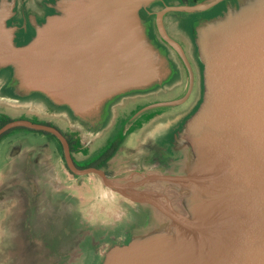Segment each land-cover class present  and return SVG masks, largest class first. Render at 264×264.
<instances>
[{
	"label": "water",
	"instance_id": "95a60500",
	"mask_svg": "<svg viewBox=\"0 0 264 264\" xmlns=\"http://www.w3.org/2000/svg\"><path fill=\"white\" fill-rule=\"evenodd\" d=\"M155 1L54 0L51 11L19 37L9 22L14 1L0 0V72L8 78L7 103L9 92L17 105L35 96L93 125L105 122L120 96L169 84L175 67L139 16ZM171 10L183 9L167 6L157 12L155 24L181 58L189 84L182 95L147 109L178 106L191 90L190 65L162 26L163 13ZM193 38L201 97L173 136L182 170L160 172L159 165L112 178L100 168L77 169L65 155L75 175L99 178L103 203L87 207L83 214L91 219L81 222L76 209L88 197L72 190L66 199L58 195L55 204H46L44 216L54 220L27 223L31 227L24 230L22 202L33 203L18 195L17 185L22 180L30 191L32 184L28 171L12 170L23 167L24 155H6V170L0 171L4 264H71L87 237L90 244L103 243L100 264H264V0H238L195 26ZM14 126L54 133L68 154L65 139L53 128L20 119L0 133ZM39 156L46 162L42 167L57 168L47 160L51 155ZM49 183L66 185L53 174ZM105 204L124 210L109 214ZM117 225L121 236L113 232Z\"/></svg>",
	"mask_w": 264,
	"mask_h": 264
},
{
	"label": "flooded vegetation",
	"instance_id": "af4514ba",
	"mask_svg": "<svg viewBox=\"0 0 264 264\" xmlns=\"http://www.w3.org/2000/svg\"><path fill=\"white\" fill-rule=\"evenodd\" d=\"M13 1L9 22L15 27V33H19L20 37L21 32L30 33L33 23L41 20L51 11V4L54 0ZM237 3L238 0H156L139 12L152 42L165 54L171 65L180 70V76L176 77L179 80L175 79L173 82L176 91L169 98L173 99L182 95L188 88L189 76L178 53L160 36L155 19L157 12L167 6L183 9L164 12L161 19L166 35L180 46L193 75L190 93L186 100L178 105L182 106L188 103L185 112L179 114V117L182 118L181 124L193 111L201 97V66L196 57L193 41L194 28L205 20L224 13L228 7ZM192 7L194 9H191ZM169 25L172 33L169 30ZM7 81V75L0 72V129L11 121L24 119L53 128L63 136L68 146V154H66L62 142L54 133L30 126H14L0 133V155H24L23 167L18 169L16 167L12 170L28 171L32 184L30 191L26 190L27 185L22 180L17 185L18 195L31 199L33 203V206L30 207L23 206L22 202V214L26 216L22 217L25 223L22 225L24 230H28L31 225L33 226V223L54 220L56 218L54 216H44L46 204H55L54 202L58 201L57 197L59 196L66 199L67 194L72 190H78L88 197L84 206L76 209L81 222H87L88 218L91 219L88 215H84L83 211H88L87 207L93 205L96 207L98 203H103L102 191L104 188L99 178L96 175H75L68 167L65 155H69L71 162L77 169L100 168L112 178H120L130 173H146L155 170L159 165L161 166V169L158 168L160 172L167 171L168 167L174 168V171L177 172L182 170L180 163L182 153L173 142V136L179 127L173 131L171 140L168 142L165 141L161 144L156 140L153 145L156 146L157 150L154 151L149 148L147 143L150 140L146 141L145 138L138 145L142 147L138 153H136V146L132 147L126 143L131 133L137 127L142 128V125L146 123V121L142 122L139 119L142 114L149 110L147 106L152 103L146 99V95H150V92H135L120 96L109 106L105 122L92 125L79 122L72 116H65L62 118L63 122L61 123L63 125H61L57 119L60 117L58 113L56 114L57 108L46 102H41L38 106L33 107L36 110L30 114L10 115L7 113V98L3 95V92L7 90ZM169 84L167 83L161 89L168 87ZM36 134L43 137L44 141L35 146L36 151L32 148L24 150L23 146L26 145L27 136ZM48 146L57 148V151L54 152L53 150L52 152L48 149L43 151ZM30 155H36V157L32 158ZM39 155H51L47 159L50 162L53 161L52 155H59L58 160H54L57 168L42 167V164L46 162H40ZM132 155H140L137 166L135 165L136 162L131 160ZM149 155L154 156L149 159ZM163 155L166 156L163 157ZM0 162L3 165V169L0 168V171H5L6 159L0 157ZM52 174L59 176L66 185L58 186L49 183V177ZM31 177L37 180L38 185L33 184ZM85 180H88L87 186L84 184ZM66 182L70 183L67 184ZM111 201L118 204L116 199L111 198ZM127 212L131 214L128 207ZM67 220L70 219L66 218ZM27 223L31 225H26ZM125 233L124 230L123 234Z\"/></svg>",
	"mask_w": 264,
	"mask_h": 264
},
{
	"label": "rangeland",
	"instance_id": "374dc122",
	"mask_svg": "<svg viewBox=\"0 0 264 264\" xmlns=\"http://www.w3.org/2000/svg\"><path fill=\"white\" fill-rule=\"evenodd\" d=\"M169 30L172 33L170 25H169ZM175 71H176V75L175 77L173 76L168 87L163 88V89L159 87L160 89L151 90V92L149 93L150 95H146V99L150 100L152 103L158 102V101L169 100V98H171L176 91V89H174L173 87V82L175 81V79L179 80L176 77L180 76V70L175 67ZM14 102H17V101L13 100V96L9 92L7 113H9L10 115L30 114L32 113V111L36 110L33 107L38 106V104H40L42 101H40V99L34 96V97H31L28 99L26 98L20 101L21 103H25V104L17 105ZM187 105L188 103L182 106L158 107V108L149 109L147 112L142 114V116H140V119H139V120H142V122L146 121V123L142 125V128L137 127L131 133V135L129 136V139L127 138L126 143L128 145L130 144V146L132 147L136 146L137 148L136 153H138L142 149V147L138 145L145 138L146 141L150 140L149 142H147L149 145V148H151L153 151L157 150L156 146H154L153 143H155V141L157 140L156 142L163 144V142L165 141L168 142L170 140V137L173 131H175V129H177L179 125L181 124L182 118L179 117V114L185 112ZM63 110H65V108L56 110V114L58 113V115L61 117V118L57 117V119L60 121L58 123H60L61 125H63V123H61L63 122L62 118L65 116H70L68 112H64ZM42 141H44V138L41 137L39 134L28 135L27 138L25 139L26 145H24L23 148L35 147L37 144L42 143ZM95 142H96V139H95ZM45 149H48V151H52V152L53 150L54 152L57 151L56 150L57 148L54 149L53 147H50V146L46 147ZM153 156L154 155H149V159ZM164 156L166 155H163V157ZM0 157L1 159L2 158L5 159L6 155H0ZM58 157L59 155H52L53 160H58L57 159ZM132 157H133L131 159L132 161L137 162L140 160L139 159L140 155H132ZM2 166H3L2 162H0V168ZM4 179L5 177L3 175H0V183H3ZM86 182L88 183V180H85L84 182V184L87 186L88 184ZM89 182L91 181L89 180ZM104 208L105 210L109 211V214H111L112 212L118 211V210H120V212L122 213V211L124 210L122 205L120 207L118 206L113 207V206L105 204ZM92 209H94V207H92ZM135 217H139V216H135ZM135 219L136 221H139V219L141 218H135ZM142 220L145 221V219H142ZM107 225L111 226V224H107ZM113 232H115L116 236H121V226L117 225L114 228ZM90 242L91 241L89 240V237L84 238L80 242V244L78 245L80 248V256L79 258L77 257L76 259H74V261L71 264H100V261H101L100 247L102 246L103 243L101 240H98V242L94 241L93 244H90ZM5 260H6V256L0 253V263L4 264L3 261Z\"/></svg>",
	"mask_w": 264,
	"mask_h": 264
}]
</instances>
